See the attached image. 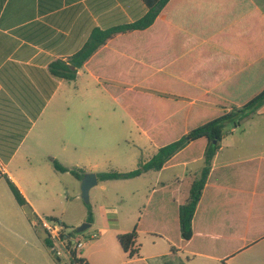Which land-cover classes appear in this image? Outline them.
<instances>
[{"label":"crops","instance_id":"1","mask_svg":"<svg viewBox=\"0 0 264 264\" xmlns=\"http://www.w3.org/2000/svg\"><path fill=\"white\" fill-rule=\"evenodd\" d=\"M251 1L255 5L254 12L241 20L243 28L252 30L247 34L248 43L243 49L226 43L208 47L205 54L211 65L230 66L237 59L264 53V0ZM173 3L162 12L158 29L119 36L106 45L104 51L117 53L145 68L162 70L175 59L172 37L159 28L160 22L166 26ZM148 12L149 7L143 0H0V264H12L18 259V246L2 238L3 228L28 236L32 243L30 250L40 264H58L44 243L47 233L38 223L44 218H55L67 224L63 219L46 214L44 207L31 199L23 184L55 181L61 173L54 169L55 160L69 168L78 167L79 163L68 162L70 145L81 144L85 138L82 98L86 87L98 84L105 89V83L130 86L132 81L128 83L117 75L102 77L88 64L79 70L76 81L69 82L54 76L50 64L77 53L95 28L109 29L133 23ZM138 40L139 44L131 45ZM129 49L131 54L136 52L147 59L134 58ZM165 55L170 57L165 58ZM201 104L206 105L203 101ZM258 112L264 116V105ZM140 130L154 145L155 155L158 146L147 132ZM232 131L235 132L236 127ZM224 140L212 161L195 212L192 239L183 242L180 238V248L172 252L168 240L153 235L157 239L153 247H158L159 242L167 241V244L162 251H145L144 245L139 243V235L140 255L130 258L123 251L128 260L122 264H195L198 258L217 264H264V146H223ZM204 167L205 160L201 156L154 171L157 184L148 188L143 208L155 193L168 189L160 205L177 221L178 209L187 201L194 178ZM5 175L20 188L31 212L17 203ZM93 225L94 221L91 227ZM112 226L115 236L130 232L118 223ZM106 232L101 229L99 236L103 237ZM87 247L85 244L83 249ZM81 251L79 257L97 264L91 255ZM61 259L62 264H72L71 258Z\"/></svg>","mask_w":264,"mask_h":264},{"label":"trees","instance_id":"2","mask_svg":"<svg viewBox=\"0 0 264 264\" xmlns=\"http://www.w3.org/2000/svg\"><path fill=\"white\" fill-rule=\"evenodd\" d=\"M143 1L149 7V12L143 18L109 29L95 28L77 53L67 60H55L49 66L54 76L69 82L76 81L79 70L88 64L93 70L97 69L102 77L117 75L119 79H127L128 83L132 80L130 86L105 83L104 88L105 90H108V87L122 88L125 90L124 96L129 94L132 96V98L129 96L131 102L133 99L143 101L148 108V111L142 110L136 115L133 113V106L123 107L139 128L147 132L158 146L157 153L149 160L140 158L138 167L133 171L98 173L99 181L133 179L149 171H160L179 161L204 157L205 167L200 175L194 178L187 201L178 209L177 221L160 205L164 192H168L167 189L152 196L150 203L143 208L139 223L132 231L117 234V241L130 258L140 255L138 238L140 233L144 232L142 227L146 220L164 223V227L172 223L179 229L183 242L192 239L195 212L212 161L225 137V124L232 122L235 127L240 126L241 121L251 111L264 105V53L248 55L232 62L230 66L221 67L211 65L209 56L205 54L208 47L222 46L225 43L240 46L241 49L245 47L244 44L248 43L247 34H251L252 30L243 28L241 20L255 10L251 0ZM171 2L174 3L170 6L167 24L165 26L160 22L159 28L172 37L171 46L175 58L172 63L162 70L145 68L117 53L104 51L105 46L119 36L125 37L154 27L158 29L157 22ZM134 43L139 44L140 40L131 42V45H136ZM119 47L124 49L123 45ZM99 52L101 54L97 56ZM131 55L137 59H147L136 52ZM153 57L150 56V59ZM169 57L165 55V58ZM150 61L154 64L153 60ZM109 93L112 96L113 93L110 91ZM201 101L206 105H202ZM170 122L183 127L180 137L168 139ZM198 144L201 146H195ZM53 166L57 172H70L79 181L86 174L85 170L79 167L69 168L56 160ZM4 177L17 203L31 212L29 202L17 184L7 175ZM167 196L173 199L171 194ZM93 221L90 208L87 222ZM64 226L69 228L67 225ZM145 231L159 237L165 236L172 244V252L180 248V239L177 242L169 234L163 232L164 235H160L150 228ZM36 232L40 235L38 229ZM76 233L77 229L74 230V234ZM44 243L50 248L51 242L47 237ZM52 254L55 261L62 264V259L56 257L53 252ZM71 262L91 264L86 258L78 257L76 254H73Z\"/></svg>","mask_w":264,"mask_h":264},{"label":"rangeland","instance_id":"3","mask_svg":"<svg viewBox=\"0 0 264 264\" xmlns=\"http://www.w3.org/2000/svg\"><path fill=\"white\" fill-rule=\"evenodd\" d=\"M107 89H103L98 84L84 89L82 129L85 138L84 142H80L81 144L70 145L68 163H79L77 164L79 168L90 171L94 169V173L130 172L138 167L140 158L149 160L153 157L154 145L137 128L134 119L123 107L133 106V113L136 115L142 110L148 111V108L143 101L133 99L134 101L131 102L132 96L130 94L124 96L125 90L122 88ZM109 91L114 95L110 96ZM258 111L259 109L251 111L241 121L240 126L236 127L235 132L232 131L235 125L227 122L224 126L223 146H264V116H260ZM169 124L168 139L180 137L183 127L173 122ZM55 178V181L29 182L23 185L31 199H36L44 207L46 214L64 220L69 226L67 228L69 232H74L84 223H88L91 208L94 225L83 233H76L84 244H88L86 250L83 249L81 252L86 251L97 264L126 262L128 259L124 257L112 224L118 223L122 229L131 231L139 223L143 206L147 201L148 188L157 184V173L152 171L138 178L99 182L90 190L89 203L82 198L81 181L72 174L59 173ZM162 227L164 223L158 221L144 222L142 227L144 232L140 234L139 243L144 245L145 251H162L167 244L165 240H168L164 236L165 243L159 242L158 247H153L152 244L157 239H154L153 234L145 231L149 228L160 235L163 232L167 233L173 240L179 242L178 228L172 223L170 226ZM101 229L107 230L103 237L99 236ZM2 230L4 231L2 238L8 239L10 243L15 242L18 246V259L12 264H40L36 255L30 250L32 243L28 236L24 233L17 234L16 231L8 228ZM92 235L95 238L92 239ZM195 264L217 263L198 258Z\"/></svg>","mask_w":264,"mask_h":264},{"label":"built area","instance_id":"4","mask_svg":"<svg viewBox=\"0 0 264 264\" xmlns=\"http://www.w3.org/2000/svg\"><path fill=\"white\" fill-rule=\"evenodd\" d=\"M47 233L51 242L50 249L58 258H72L73 254L79 257V252L84 248L82 239L57 220L44 218L38 223Z\"/></svg>","mask_w":264,"mask_h":264},{"label":"water","instance_id":"5","mask_svg":"<svg viewBox=\"0 0 264 264\" xmlns=\"http://www.w3.org/2000/svg\"><path fill=\"white\" fill-rule=\"evenodd\" d=\"M99 184V178L96 173L89 172L86 173L81 180V190H82V198L85 202L89 203L90 201V190ZM91 227V223H84L80 227L77 228L78 233H83L88 228Z\"/></svg>","mask_w":264,"mask_h":264}]
</instances>
